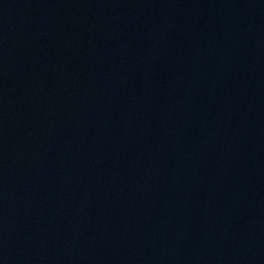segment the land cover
Segmentation results:
<instances>
[{
  "label": "water",
  "instance_id": "1",
  "mask_svg": "<svg viewBox=\"0 0 264 264\" xmlns=\"http://www.w3.org/2000/svg\"><path fill=\"white\" fill-rule=\"evenodd\" d=\"M0 264H264V0H0Z\"/></svg>",
  "mask_w": 264,
  "mask_h": 264
}]
</instances>
